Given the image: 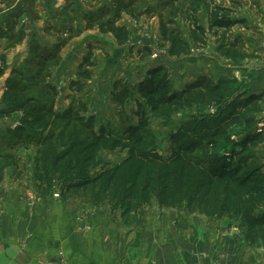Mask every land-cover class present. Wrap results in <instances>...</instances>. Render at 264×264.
<instances>
[{"label":"rangeland","instance_id":"1","mask_svg":"<svg viewBox=\"0 0 264 264\" xmlns=\"http://www.w3.org/2000/svg\"><path fill=\"white\" fill-rule=\"evenodd\" d=\"M112 1L0 0V69L3 67L5 69V75L0 78V101L12 71L14 69L29 71L28 63L35 59L31 53L34 48L52 49L57 44L58 37L69 42L62 51V62L54 69L50 81L58 93L56 110L63 111L71 105L83 103L87 111L85 116L94 115L98 128L110 126L119 130L127 121L138 123L144 117L146 136L154 150L164 157L171 156L174 151L171 142L174 134L190 126L209 127L212 121L221 116L220 109L223 106L226 108L233 102H242L252 95L264 93L253 92L250 73L255 66L249 64L248 72L240 69L244 62H252L254 58L238 62L223 58L217 52L220 45L219 36L211 34L207 47L194 48L189 56L170 55V47L163 39L161 25L164 23L168 29L172 27L170 23L174 21L176 28L188 40L189 25L183 17L188 18L185 6H188L187 3L191 0H133L132 12L120 13L121 19L117 23L118 26L127 29L123 43L118 42L114 33L102 34L98 28L88 30L86 27L88 22L86 16L96 17L112 11L107 17L114 18L117 13ZM203 1L205 4L201 5L197 16L200 24L206 29L209 28L207 7L220 6L228 11L222 16V20L239 21L228 33L233 39L241 36L244 42L245 38L251 37L260 41L261 36H264L262 32L264 10L260 5L263 0ZM253 19L258 24L253 23ZM219 35L223 38L224 32L220 31ZM90 53L93 65L82 66L83 59ZM159 66L168 71L172 91H181L205 77L211 80L213 85H220L223 88L222 103L213 106L201 104L171 106L152 112L136 91L132 92L131 99L127 100L124 106L114 103L113 91L117 81L127 83L130 88L137 87L145 80L150 69ZM240 71L243 75L237 73ZM1 108L0 104V110ZM137 113H140L139 116H136ZM20 117L21 115H15L0 119V215L7 205L8 210L17 213L18 225L31 224L33 227L40 221L36 214L49 217L55 209L56 202L66 205L72 199L65 202L62 200L57 181H53L51 190L39 188V183L35 179L37 149L22 147L12 134ZM241 118L240 123L227 129L223 138L216 140L217 145L210 146V153L230 155L235 146L247 135L257 133L264 135V101L255 108L243 110ZM263 144L264 141L255 148H248L243 157L248 158L250 163L261 166L264 172L263 161L257 152ZM240 150L241 148H236V151ZM126 157V152L103 151L99 156L98 166L89 169L87 174L95 176L105 168L116 166ZM78 210L86 216L91 210H96L99 217L104 216L112 224L120 225L122 221L125 227L143 226L150 216L151 219L160 218V221L164 218L166 220L164 227L169 228L171 243L181 240L180 234L184 236V240L192 234L199 237L198 226L204 229L206 238L209 226L220 228V223L224 220L230 222L229 231L233 232L232 237L224 238L225 242L226 240L244 242L247 230L240 218L188 215L181 208H160L156 201L138 208L127 221L122 220L120 211L112 212L107 204L96 208L81 203L78 204ZM165 228L163 234L167 237L168 229ZM31 231L27 230L28 233ZM169 240L166 238L164 245L168 244ZM206 240L205 243L200 242L205 248L208 246ZM258 244L264 247V241L254 246ZM228 255L229 259H232V253ZM214 259V264H223L221 257ZM226 259L227 256L224 261Z\"/></svg>","mask_w":264,"mask_h":264},{"label":"trees","instance_id":"2","mask_svg":"<svg viewBox=\"0 0 264 264\" xmlns=\"http://www.w3.org/2000/svg\"><path fill=\"white\" fill-rule=\"evenodd\" d=\"M127 1H112L117 13L115 19L107 17L112 11L96 17L86 16L87 29L114 33L118 42L123 43L127 29L117 23L120 13L132 12L133 0ZM187 4L188 18L184 16L183 20L189 25L188 40L174 21L168 29L164 23L161 25L171 56H189L194 48H206L212 34L219 36L217 52L223 58L232 62L256 58L241 36L233 39L228 34L239 21L222 20L227 10L209 5V28L206 29L197 16L205 2L191 0ZM220 31L224 32L223 38ZM68 42L58 37L52 49L34 48L31 53L35 59L28 63L29 71H12L0 101V119L21 115L12 132L16 142L22 147L37 149L35 179L39 188L51 190L53 181H57L64 202L72 199L96 208L107 204L112 212L120 211L123 221L153 201L160 208H181L188 215L240 218L247 228L246 242L254 246L264 241V172L261 166L243 157L248 148L264 141V135H247L230 155L209 152L210 146L217 145L216 140L223 138L229 127L241 122L243 110L255 108L264 101V93L223 106L221 116L209 127L190 126L174 134L171 137L174 151L164 157L147 138L144 117L138 123L127 121L119 130L110 126L98 128L94 115L85 116L83 103L56 110L58 93L50 81L54 69L62 62V51ZM91 54L83 59L82 66L93 65ZM4 75L3 67L0 78ZM133 91L152 112L191 104L213 106L222 103L224 98L223 88L205 77L181 91H172L168 71L162 66L150 69L137 87L130 88L127 83L117 81L114 103L124 106ZM103 151L126 152L127 157L114 167L88 176L87 171L98 166Z\"/></svg>","mask_w":264,"mask_h":264},{"label":"crops","instance_id":"3","mask_svg":"<svg viewBox=\"0 0 264 264\" xmlns=\"http://www.w3.org/2000/svg\"><path fill=\"white\" fill-rule=\"evenodd\" d=\"M263 3L264 0L260 3L262 10ZM252 22L258 24L255 19ZM245 42L257 59L244 62L240 69L248 72L249 64L255 66L250 73L252 89L260 94L264 91V36L260 41L245 38ZM257 152L264 164V144ZM78 204L81 202L77 200L66 205L56 202L49 217L36 214L40 221L33 227L18 225L17 213L8 210L5 204L0 215V264H214L215 257H221L223 264H264L261 244L224 241L233 236L229 231L230 222L225 220L220 228L209 226L206 238L204 229L198 226L199 237L192 234L184 240L180 234L182 239L171 243L164 218L160 221L150 216L143 226L125 227L122 221L120 225L112 224L104 216L99 217L96 210L86 216L78 210ZM164 228L168 229L167 237L163 234ZM166 238L170 240L164 245ZM204 240L208 243L206 248L200 243H205ZM230 253L232 259H229Z\"/></svg>","mask_w":264,"mask_h":264},{"label":"water","instance_id":"4","mask_svg":"<svg viewBox=\"0 0 264 264\" xmlns=\"http://www.w3.org/2000/svg\"><path fill=\"white\" fill-rule=\"evenodd\" d=\"M56 262H58V260Z\"/></svg>","mask_w":264,"mask_h":264}]
</instances>
